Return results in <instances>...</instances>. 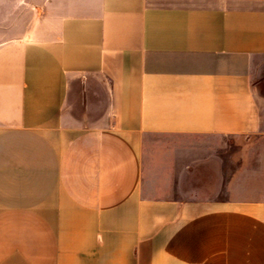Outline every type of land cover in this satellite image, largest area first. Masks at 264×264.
<instances>
[{"label":"crops","instance_id":"obj_1","mask_svg":"<svg viewBox=\"0 0 264 264\" xmlns=\"http://www.w3.org/2000/svg\"><path fill=\"white\" fill-rule=\"evenodd\" d=\"M262 91L264 0H0V264H264Z\"/></svg>","mask_w":264,"mask_h":264},{"label":"rangeland","instance_id":"obj_2","mask_svg":"<svg viewBox=\"0 0 264 264\" xmlns=\"http://www.w3.org/2000/svg\"><path fill=\"white\" fill-rule=\"evenodd\" d=\"M264 95V91L261 92ZM172 140V139H170ZM170 140L168 139H157V142H169ZM173 141L178 142V143H187V145L190 144H196V142L201 145H204V143H206L205 140H187L183 138L180 139H173ZM184 147H186V145H184ZM233 144H232V148H233ZM189 148V147H188ZM200 148V145H199ZM179 151V149H178ZM181 151V150H180ZM185 148H184V152L179 153V155H176V153H174L173 155L169 156V158L166 160V157H164L161 161H159L158 159V155L161 152L160 149H158V147H155L153 149V153H155V155L153 156V158L155 157V160H151L152 164L154 163H170V162H178V164H182L180 166L185 167L184 171L181 172L179 170L176 171H172L170 169H166L165 170H154L155 167L154 165L152 166V171H151V176L152 178H155L156 181H160V182H165V181H171L173 183V185L178 183V180H183V181H193V183L189 186V188H185L184 187V191L186 192H191V195H195L196 193L200 196L207 194L208 192H211V188H209L207 186V184H212L214 183L216 180H218L220 177L219 175H221V173H217V172H207L206 167L208 164L214 162L213 159H215V163H218L219 161L217 160V158H213L212 156H208L206 154V150H200L197 156H191L189 154H186L187 152H185ZM218 155H216L217 157ZM214 163V164H215ZM158 165V164H157ZM194 169V171H192L191 168ZM196 167V168H194ZM179 169V166H178ZM192 171V172H191ZM192 186V187H191ZM184 193V195L187 194V192ZM193 192V193H192ZM196 192V193H194Z\"/></svg>","mask_w":264,"mask_h":264}]
</instances>
